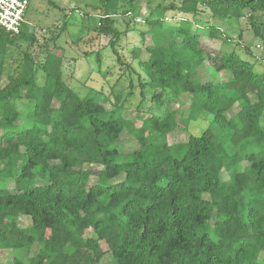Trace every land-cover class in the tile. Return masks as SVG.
<instances>
[{
	"label": "trees",
	"instance_id": "obj_1",
	"mask_svg": "<svg viewBox=\"0 0 264 264\" xmlns=\"http://www.w3.org/2000/svg\"><path fill=\"white\" fill-rule=\"evenodd\" d=\"M100 1L97 29L116 51L126 34L116 24L119 15L137 24L144 6ZM151 1L141 33L153 42L140 63L148 83L162 88L153 97L187 94L189 118L210 117V126L170 144L168 135L180 126L176 110L146 116L137 126L123 116V105L108 109L106 98L80 96L63 78L62 52L48 50L37 61L25 51L0 87V256L10 250L12 263L100 264L111 253L107 264H264V71L240 56L241 33L237 40L220 26L202 30L204 24L185 18L165 26L154 15L167 6ZM199 6L223 19L250 12L264 46L256 21L264 0L171 5L193 16ZM202 37L221 40V47ZM17 44V34L0 30V76ZM245 52L262 63L250 47ZM204 68L209 80L201 76ZM224 72L230 77L218 78ZM138 79L143 95L146 82ZM127 132L139 144L132 151L118 145ZM23 217L31 223L22 224Z\"/></svg>",
	"mask_w": 264,
	"mask_h": 264
},
{
	"label": "rangeland",
	"instance_id": "obj_2",
	"mask_svg": "<svg viewBox=\"0 0 264 264\" xmlns=\"http://www.w3.org/2000/svg\"><path fill=\"white\" fill-rule=\"evenodd\" d=\"M29 8L26 14V22L21 33L17 34L18 44L13 49L12 55L7 63V69L0 76V87L8 81V75L22 61L24 52H30L37 61L45 57L48 50L62 52L63 78L82 97L92 96L99 99L106 98V107L111 109L115 105H123L122 114L135 125L141 126L142 119L149 115L163 116L168 109L176 110L180 122L179 128L168 135V142L174 144L188 139L189 133L199 134L203 129L210 126V117L192 119L189 118L191 100L187 94L174 98L170 91L163 95L162 101H156L153 97L155 90H162L155 83H148V75L140 61H146L149 57L147 46L152 44L151 34L141 33L148 28L145 18L150 11L149 0H140L144 6L142 17L137 24L132 18L119 15L117 26L126 31L116 43V51L110 45V36L98 31L100 16L104 8L100 0H29ZM182 0H152V5L162 4L155 10V17H164V25H174L183 18L193 20L195 25L204 24L200 28L207 29L208 23L220 26L227 35L238 40L237 51L242 58L248 59L254 69L260 73L264 71V46L261 39L256 37L249 19L250 12L240 19L214 17L207 7H200L196 16L184 14L171 5L180 6ZM256 21L264 27V13L258 12ZM134 27V29H133ZM138 28V29H135ZM204 29V30H205ZM205 45L215 48L221 47V40L202 37ZM260 45V46H259ZM250 47L256 56L262 57V63L254 61L255 56L246 54ZM140 48L139 57H135L134 50ZM101 54V60L98 53ZM245 53V54H244ZM119 56V57H118ZM123 62V63H122ZM216 72L213 75L216 76ZM230 72H224L218 78L227 79ZM204 80H209L207 70H201ZM139 77L146 85L141 92ZM132 82L133 88L130 83ZM132 91V93H130ZM58 105V102H55ZM239 109L235 106L229 115H234ZM264 125V117L262 119ZM216 133L224 134L217 125L213 126ZM118 145L124 151H132L138 147V141L133 133L127 132ZM230 150L232 147L228 146ZM95 180V178H92ZM10 188L14 183L9 184ZM20 222L25 225L31 223L30 218L23 217ZM38 250L35 244L30 255ZM18 253V252H16ZM13 253L5 250L0 256V264H14L11 262ZM25 259L28 256L25 254ZM112 259V254L107 253L100 264H107Z\"/></svg>",
	"mask_w": 264,
	"mask_h": 264
},
{
	"label": "built area",
	"instance_id": "obj_3",
	"mask_svg": "<svg viewBox=\"0 0 264 264\" xmlns=\"http://www.w3.org/2000/svg\"><path fill=\"white\" fill-rule=\"evenodd\" d=\"M29 4V0H0V30L21 33Z\"/></svg>",
	"mask_w": 264,
	"mask_h": 264
}]
</instances>
